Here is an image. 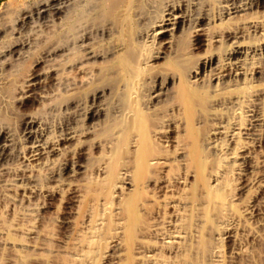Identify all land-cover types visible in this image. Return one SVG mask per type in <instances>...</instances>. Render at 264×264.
<instances>
[{
	"label": "bare ground",
	"instance_id": "obj_1",
	"mask_svg": "<svg viewBox=\"0 0 264 264\" xmlns=\"http://www.w3.org/2000/svg\"><path fill=\"white\" fill-rule=\"evenodd\" d=\"M217 2L210 14L201 0H35L1 26L0 121L19 128L0 126V184L15 175L33 212L64 204L67 231L85 202L68 246L78 264L99 237L119 264L125 235L136 264H229L228 242L233 260L255 264L245 240L264 229V118L249 110L264 96V0ZM54 107L58 124L37 117ZM53 169L63 191L38 197V176ZM108 190L111 226L100 212ZM17 222L0 234L43 232Z\"/></svg>",
	"mask_w": 264,
	"mask_h": 264
},
{
	"label": "rangeland",
	"instance_id": "obj_2",
	"mask_svg": "<svg viewBox=\"0 0 264 264\" xmlns=\"http://www.w3.org/2000/svg\"><path fill=\"white\" fill-rule=\"evenodd\" d=\"M34 1L35 0H0V28H1V26L8 25V24H11L12 22H14V17H15V14H16L17 9H19L22 6L29 5V4L33 3ZM201 2H202L201 4H203L202 5L203 7H205L206 9H210L209 10L210 14H212V12L216 13L219 10L218 9L219 8V2H217V0H201ZM15 6L16 7L18 6L19 8L18 7L16 8ZM208 7H210V8H208ZM8 12L11 13V14H9ZM24 33L25 32L23 31L22 32V35H21V38H25L26 36H28V34H26V33H25V35H26L25 36ZM31 34H32V32H31ZM6 36L7 37H5L3 39V42H8L9 39L12 37V36H10L8 34ZM186 41H187V38H185V41H183V46H184V44H187ZM199 50L200 51L203 50V47H200ZM263 56H264V51H263L262 57ZM254 103L255 104L252 107V110L251 109L249 110L252 113H249V114H252V115H254L256 117H263L264 118V107H263V105H264V96H262V98L260 97L256 101H254ZM11 106H12L11 109L14 110L13 109L14 108L13 105H11ZM43 110H41V112H46V113H41L40 111L39 112H36L37 117L41 118L42 120H44L45 122H47L49 124H54L55 125V124H58L59 123V121L61 120V117H60L59 112H57L56 107H54L53 110H47V109H43ZM7 121L6 120L5 121L3 120V122L0 121V126L3 127V128H8L10 131L12 130L13 133L16 132L15 129L19 128V125L17 123V120L16 119L15 120H11V122L10 121L7 122ZM6 122L8 124H6ZM263 152H264V147H263ZM78 162L82 166H84V165L90 166L89 164H92L91 162H93V160L91 158L84 157V159L83 158L78 159ZM16 167L17 166H12V169L13 168H16ZM15 170L16 169H14V172H15ZM55 170L56 169H53V170L48 171V172L47 171L46 172H43V173H41V175L38 176V179H39V182L40 183L38 182V185L35 186V191L36 192H39L40 191L38 193V197L40 196L41 198H43L45 195H47L49 193V191H48L49 189H46V187L47 188H50V189L53 188L52 187L53 184L50 183V179H51L52 176L54 177ZM11 172L13 173V170H11ZM149 176H151V175H149ZM10 178L8 179L9 180V183H10V187L8 185L5 187V186H3V184L2 185L0 184V215H1V213H3V215H2L3 217H0V219H2V218L5 219L3 221L0 220L1 223L3 222V224H1L0 226L1 227L3 225L4 226H9L8 224H10V221H11V223L12 222H15V221H18L20 224L22 223V225H26V224L28 225L31 222L30 225L34 227V231L36 230V233L37 232L40 233L43 230L42 233L45 232V234L46 233L47 234L45 235V234H42L41 233V235H39V236L38 235H35L34 236V234H33V236L31 235L29 237H23V239L21 238L20 234H18L16 232H13V231H11V232H9L7 234H4V235L3 234H0V248H1L0 249V262H1V264H76L77 262L74 261L75 259L74 260L72 259L73 258L72 255H68V254L71 253V251L68 250L71 247L69 248L68 246H71L72 243H73V238L75 236L73 234L74 231L76 232L78 230V228H79L78 226L81 225L80 223H82V221L84 222V220H85V218H84L85 215L84 214L87 212V208H86L85 202L82 201L81 204H80V201H78V203L75 204L76 206L78 205L77 208H79V209H77L76 206L73 207L74 213H73V215L70 216L69 219L72 222V224H71L72 229L74 227L75 230H72L70 228L71 230L69 229L67 231V230H64L65 228H62V225L60 224V222H62L63 219H64V217H63V215H64L63 212L65 211L64 204L59 203V202L56 201L55 202L56 204L53 203L52 208L50 210H48L47 213H44L42 211L33 212V210H31V209H34V208H33V206L31 204H35L36 202L33 200L32 202H34V203H31L30 204L31 206L28 205V208H26L27 207V204H21L19 202V194H17L18 192L15 191L16 190L15 187L11 186V184L14 185V183L12 182V178L14 180L16 178V176L15 175H12ZM19 183H21V182H19ZM19 183H18V185H19ZM38 186L40 187L41 190L39 189ZM51 190L56 191V192H59L61 194V191H63V188L56 186L55 188H53ZM145 194L143 193V198L145 200V204L144 205L147 207L148 210L150 209L149 210V212H150L151 209H153V207L151 206L152 204L150 205L148 203V195H147V192ZM231 194L233 196L234 195V192H231V193L229 192L228 193L229 196ZM41 198H39L37 200H41ZM102 198H103V202H104V203L103 202L102 203L104 205H102V207H100V212L109 221V223L107 221L105 222L106 223V226L107 225L108 226H111L112 223L110 222V216H111L110 213L112 212V208L113 207L111 205L112 200H111V197L109 195V190L108 191H105V193H103V197ZM260 198L262 199V197H260ZM246 199H247V197L246 198L243 197L241 200H239L240 202L237 201V202L234 203V206H233V213L234 214H242L244 212V210H245V207L244 206L246 205ZM263 201H264V199H263ZM263 201L261 200V202H263ZM79 204H80V206H79ZM237 206H239V207H237ZM261 206H262L261 207V210L264 213V203L263 204L261 203ZM1 207H2V210H1ZM56 208H57V210H56ZM12 214L14 215L15 218L12 217L13 216ZM10 215H11L12 218H10ZM14 219H16V220L13 221ZM255 219L256 218H251V217L249 218V216H247V218L244 219V221H245L244 224L246 226L252 225L251 227H253L254 224H255ZM144 220H146V216L144 217ZM41 224H43L42 227H41ZM75 224H77V226ZM35 228H37L38 230L35 229ZM44 228H46V230ZM107 229H108V227H107ZM67 232H69V233L67 234ZM15 233H16V236H15ZM260 234H262V238H261V241H259V242L251 241L250 239L245 240V245H247L246 247H248L249 249H252L255 246L254 250L255 251L259 250L258 252L253 251V249L251 250V252L254 253L253 254V257H254V263L255 264L256 263L259 264V262H261V264H264V251H263L264 250V246H262V245H264V240H263L264 239L263 238L264 237V235H263L264 234V229H263V231L261 229ZM43 237H45V238L43 239ZM126 237L127 236L125 235L124 236V239H123V242H122V244L124 243L123 245H124V248L125 249H124V252H122V254H121L122 255L121 256V262H119V264H136V262H140V261L138 260V257H136V255L133 254V252L135 253V251H133L134 250L133 249L134 248V244H130L129 241H128V239ZM24 239H25L26 242H28L27 243L28 244V247H26V248L24 246L25 245L24 242L21 241V240H24ZM255 243H257L258 245L255 244ZM41 244L42 245H45L47 248L45 246H41ZM106 245L104 246V238H100L99 237L98 239H95L94 242H93V244H92L93 253L90 256L87 257L88 259L85 258V261L83 263L84 264H110L109 259L106 258L105 257L106 254H104L105 253V247H106ZM256 245H257V247H256ZM61 246H63V248ZM127 246H128V248H127ZM225 246L226 247H225L224 253L227 254L226 255V257H227V263L230 261L229 259H231V261L229 262V264H242V262L239 259H234L233 260L231 258V256H230V254H228V253H230L232 244L230 242H228V243H226ZM236 246H237V244H236ZM260 246L262 248V249L260 248L261 250L259 249ZM21 247H23V248H21ZM35 247H37L38 249L35 248ZM42 247H43V249H41ZM64 248L67 251L64 250V252H63L62 250ZM32 249H33V251H32ZM39 250H40V255H38L39 254ZM14 251L15 252H18L17 255H15L16 253ZM260 252H262L263 254L260 253ZM4 253H6V254H4ZM259 253H260V255H259ZM27 254H28L29 257H26ZM21 256H22V258H20ZM229 256H230V258H228ZM255 256H257V257H255ZM135 257L137 258V260H136ZM182 257H181V259L183 260V262L186 261L185 258H187V257H183V258ZM259 257H261L260 260L258 259ZM12 258H14V259H12ZM184 264H185V262H184Z\"/></svg>",
	"mask_w": 264,
	"mask_h": 264
}]
</instances>
